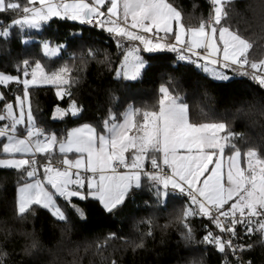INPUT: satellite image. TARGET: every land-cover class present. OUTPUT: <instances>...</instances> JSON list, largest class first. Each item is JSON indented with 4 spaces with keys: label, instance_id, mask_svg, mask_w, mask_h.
Listing matches in <instances>:
<instances>
[{
    "label": "snow or ice",
    "instance_id": "6c2138e0",
    "mask_svg": "<svg viewBox=\"0 0 264 264\" xmlns=\"http://www.w3.org/2000/svg\"><path fill=\"white\" fill-rule=\"evenodd\" d=\"M212 6L207 20L202 19L198 26H186L181 11L167 0H26L23 6L0 0V13L12 12L19 17L10 19L2 27L0 38L9 37L12 27L18 26L22 33L26 27L40 29L51 18L59 17L106 30L116 39L118 47H123L121 41L131 44L123 53L120 67L115 69L117 77L136 80L141 76L146 66L139 55L141 50L168 49L177 53L178 60L190 61L219 79H228L227 70L236 73L249 66L253 70L261 69L260 73L242 71L241 74L251 76L264 90V60L249 63L252 43L239 31L225 26L228 12L222 0H212ZM0 25H4V21H0ZM168 36L174 37V42L161 43ZM132 42H139L143 49ZM42 47L46 56L55 55L61 48L59 45L50 47L49 40H43ZM88 55L94 57V50L89 49ZM107 61L106 57L102 63ZM21 63L22 67L18 64L17 69L23 79L20 75L0 72V86L16 83L23 89L22 94L11 100L7 93L0 91V121H7L0 127V137L7 138L3 143L7 158L0 159V167L19 170L20 179L24 181L17 189L15 201L18 219L23 221L29 215L35 216L33 205L48 210L59 222L68 223L69 210L83 219L84 210L73 200L83 201L89 197L98 200L103 209L112 214L121 209L135 191L142 189V181L147 180L157 204H166L175 194L187 201L175 216L185 245H212L221 255V264H252L251 260H244L243 254L254 245L241 241L243 237L256 235L258 243L264 244V159H258L257 152L250 149L244 153L248 158L247 170L240 168L237 160L241 152L232 143L233 139L242 138L239 134L227 130L223 122L191 123L188 105L164 85L159 89L162 93L159 110H144L142 122L135 120L141 109L130 104L120 113V119L110 108L99 131L84 124L68 131L66 137L46 134V129L37 126L30 106L26 111L30 86L57 84L56 95L68 94L70 103L68 108L57 106L53 115L64 117L71 113L75 117L81 108L72 99L68 87H61L75 81L65 78L70 71L67 66L46 73L36 61L29 73V59ZM25 120L23 133L26 134H23L18 126ZM225 131L227 134L221 136ZM57 144L63 156L59 164L63 167H54L51 163L52 148ZM226 147L234 151L225 173L220 157ZM68 153H75V160L69 159ZM37 154L46 155L48 162L38 160ZM146 159L151 166L147 170ZM210 164L214 166L209 168ZM40 168H43L42 179L37 178ZM195 216L207 217L215 226L211 229L204 225L205 234L199 240L189 222V217ZM151 235L149 228L137 242L109 233L103 244H97V249L119 238L135 252L144 248L145 237ZM22 236L26 241L23 253L34 256L40 248L39 241L34 233L23 232ZM6 240L7 237L0 242V264H6L10 255ZM110 264L117 261L113 259ZM189 264H203V261Z\"/></svg>",
    "mask_w": 264,
    "mask_h": 264
},
{
    "label": "trees",
    "instance_id": "16d2710c",
    "mask_svg": "<svg viewBox=\"0 0 264 264\" xmlns=\"http://www.w3.org/2000/svg\"><path fill=\"white\" fill-rule=\"evenodd\" d=\"M7 2L23 6L26 0ZM167 2L181 11L186 26H198L213 10L212 0ZM223 4L228 12L225 26L239 31L253 45L248 54L249 63L261 61L264 58V0H228ZM15 16L12 12L0 13V21H4L0 30ZM43 40L61 46L57 55L43 53ZM125 42L121 41L123 47H118L116 39L106 30L56 17L45 22L40 29L25 28L21 33L16 26L10 29L9 37L0 38V72L23 76L17 65L22 67L24 59L30 61L29 73L36 61L46 73L64 66L70 69L65 78L75 82L61 87H68L72 99L81 108L75 117L71 113L64 117L53 115L57 106L68 108L70 103L68 94L56 95L57 84L29 88L30 108L37 126L46 129V134L66 137L69 129L83 124L99 131L110 108L120 119V113L130 104L141 109L135 120L142 122L144 110H159L162 97L159 89L164 85L188 105L192 123L223 122L227 130L242 137L232 140L241 153L255 150L257 157L264 159V90L251 76L241 74L242 71L251 73L250 66L241 72L232 71L227 80H217L190 61L178 60L177 53L164 49L142 53L146 66L140 77L129 80L117 77L115 73L125 52ZM89 49L94 50V57L88 55ZM106 57L108 61L102 63ZM21 90L22 85L16 83L0 86V91L7 93L9 100ZM232 151L234 149L226 147L224 153ZM38 156L48 159L44 154ZM51 160L59 161L53 151ZM145 166L147 169V159ZM20 175L19 170L0 167V242L7 237L6 250L10 255L6 264H110L113 259L117 264H189L196 260H202L203 264H221V255L212 245H185L180 239L181 226L175 216L187 201L179 194L168 198L166 204H157L150 182L143 180L142 189L135 191L123 207L112 214L107 213L98 200L74 198L73 202L86 214L83 219L69 210L68 223L59 222L48 210L33 205L35 216L29 215L22 221L14 210L16 187L23 182ZM189 222L197 240L205 234L204 225L215 228L207 217H189ZM149 228L152 235L146 236L144 248L135 252L119 238L109 240L107 247L97 249V244H103L109 233L139 242L141 234L147 233ZM23 232L34 233L39 241L40 248L32 257L22 251L26 242ZM243 240L254 245L252 250L243 254L244 260L264 264V244L258 243L259 237L253 235L243 237Z\"/></svg>",
    "mask_w": 264,
    "mask_h": 264
},
{
    "label": "rangeland",
    "instance_id": "374dc122",
    "mask_svg": "<svg viewBox=\"0 0 264 264\" xmlns=\"http://www.w3.org/2000/svg\"><path fill=\"white\" fill-rule=\"evenodd\" d=\"M86 2H90V0H86ZM223 2H224V0H222V4H223ZM38 6V5H37ZM105 11H106V9H105ZM15 18H19L18 16H15ZM54 18V17H53ZM56 18H59V17H56ZM27 28V27H26ZM97 28H99V27H97ZM101 29V28H100ZM160 36H164V34L163 33H160L159 34ZM168 37H170V38H164L163 40H161V43H166V42H174V37H172V36H168ZM125 43H127L126 44V48H125V51L128 49V47H130L131 46V44H129V42H125ZM133 44H135V45H137L140 49H143V45L142 44H139V42H132ZM50 47H53V48H55V47H57L56 45H50ZM42 50H43V47H42ZM161 50H164V49H161ZM157 51H160V50H157ZM59 51H57L56 53H55V55H57V53H58ZM43 53H44V50H43ZM142 53H146V52H144V51H140L139 52V55L143 58V56H142ZM147 53H149V52H147ZM45 54V53H44ZM221 55H222V53H221ZM50 56H54V55H50ZM122 60H123V58H122ZM121 60V61H122ZM262 60H264V58L262 59ZM253 62H256V63H259L260 62V60H258V61H253ZM201 63H203V61H201ZM120 64H121V62H120ZM209 67H211V66H209ZM203 72H205L204 70H203V68H200ZM251 69V68H250ZM251 71L253 72V71H256L257 73H260L262 70L261 69H257V70H253V69H251ZM4 73V72H3ZM207 75H209L210 77H212L213 79H217V80H227V79H219V78H216V77H214L213 75H211V73L210 72H205ZM6 74H9V73H6ZM225 75L228 77V78H230L231 77V75H232V70H227L226 72H225ZM21 79H23L24 77L23 76H21L20 77ZM29 79L31 78V77H28ZM22 91H23V89L21 90V92L20 93H18V94H22ZM56 91H58V88L56 89ZM17 95V94H16ZM30 106V102H29V100L26 102V111H27V108ZM17 114H18V110H17ZM4 123H7V121H0V127H3V124ZM20 128L21 129H25L26 128V120H25V123H22L21 125H19L18 126V130H20ZM24 134H26V133H24ZM220 135L221 136H223L224 135V132H222V133H220ZM22 138V137H21ZM7 142V138L6 137H0V154H2V156H0V159H4V158H7V155L5 154V155H3L4 153H3V143H6ZM246 153V152H245ZM219 155V154H218ZM232 155V153H224L223 152V154H222V156L220 157L221 158V161H222V166H223V169H224V171H225V173L227 172V170H228V167L231 165V161L229 160V157ZM17 158H19V154H17ZM216 157H214V159H215ZM258 158V157H257ZM259 159V158H258ZM237 165L240 167V168H242V169H245V170H247V168H248V158L243 154V153H241V156L238 158V160H237ZM214 166V164H210L209 165V168H211V167H213ZM40 179H42V178H40ZM24 182V181H23ZM22 182V183H23ZM29 182H31V181H29ZM21 184V183H20ZM20 184H18L17 185V187H16V194H15V201H16V197H17V189H18V187L20 186Z\"/></svg>",
    "mask_w": 264,
    "mask_h": 264
},
{
    "label": "crops",
    "instance_id": "0c3cea01",
    "mask_svg": "<svg viewBox=\"0 0 264 264\" xmlns=\"http://www.w3.org/2000/svg\"><path fill=\"white\" fill-rule=\"evenodd\" d=\"M165 38H170V37H165ZM56 93H57V91H56ZM62 95H64V94H62ZM61 95V96H62ZM61 96H58V97H61ZM56 117H58V116H56ZM190 121V120H189ZM191 122V121H190ZM192 123V122H191ZM84 125V124H83ZM82 125H79V126H75V127H72L71 129H73V128H79V127H81ZM71 129H69L68 131H70ZM21 133H23V129H22V132ZM24 134V133H23ZM43 137H41V139H42ZM52 151L54 152V154L55 155H57L58 156V160L60 161V160H62L63 159V156H62V154H60V152H59V145L57 144V145H53V148H52ZM3 155H5V154H3ZM127 155V154H126ZM68 158L69 159H72V160H75V158H76V154L75 153H68ZM146 170V169H145ZM91 198V197H90ZM79 207V206H78ZM81 208V207H80ZM82 209V208H81ZM83 210V209H82Z\"/></svg>",
    "mask_w": 264,
    "mask_h": 264
},
{
    "label": "built area",
    "instance_id": "2783aa9c",
    "mask_svg": "<svg viewBox=\"0 0 264 264\" xmlns=\"http://www.w3.org/2000/svg\"><path fill=\"white\" fill-rule=\"evenodd\" d=\"M212 8H213V6H212ZM79 22V21H78ZM83 25H85V26H90V27H94L93 25H88V24H83ZM37 159L38 160H41L43 163H47L48 162V159L47 160H43V159H41L39 156H38V154H37ZM51 163L53 164V166L54 167H63V165H60L59 164V161H53V160H51ZM151 166H150V164L148 163V167H147V169H149ZM146 169V170H147ZM42 174H43V168H40L39 170H38V173H37V178L38 179H40V178H42ZM218 231V230H217ZM241 242H245L244 240H242ZM247 243H249V242H247Z\"/></svg>",
    "mask_w": 264,
    "mask_h": 264
}]
</instances>
